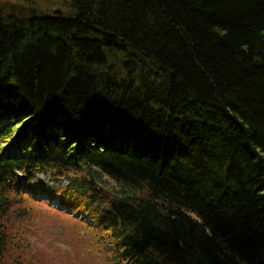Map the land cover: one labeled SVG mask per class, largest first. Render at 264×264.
<instances>
[{
  "label": "trees",
  "instance_id": "trees-1",
  "mask_svg": "<svg viewBox=\"0 0 264 264\" xmlns=\"http://www.w3.org/2000/svg\"><path fill=\"white\" fill-rule=\"evenodd\" d=\"M66 9L0 10V218L42 191L108 264H264V0Z\"/></svg>",
  "mask_w": 264,
  "mask_h": 264
},
{
  "label": "rangeland",
  "instance_id": "rangeland-1",
  "mask_svg": "<svg viewBox=\"0 0 264 264\" xmlns=\"http://www.w3.org/2000/svg\"><path fill=\"white\" fill-rule=\"evenodd\" d=\"M67 4L68 0H0V10L23 15L33 10L49 14L55 10L68 11ZM7 147V143L2 145L3 149ZM64 184L62 179L60 185ZM31 185L48 190L54 184L48 175L38 174ZM30 195L42 203L37 207L36 203L24 200L27 209L23 217L10 213L0 218V225L4 224L0 231L5 230L7 238L12 241L9 249L13 250L14 255L18 253L17 242L24 243L26 250L31 252L30 256H24L26 261L23 264H108L104 247L101 250L103 253L98 252L97 236L80 225L89 222L81 211L74 209L70 203H64L58 195L46 196L42 191ZM16 235L24 237L28 242L19 240ZM41 255L43 260L40 259Z\"/></svg>",
  "mask_w": 264,
  "mask_h": 264
}]
</instances>
